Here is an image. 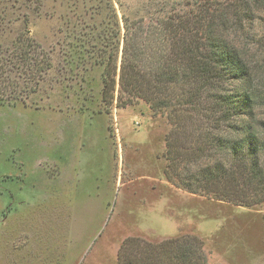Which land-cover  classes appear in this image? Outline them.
<instances>
[{"label":"rangeland","instance_id":"obj_1","mask_svg":"<svg viewBox=\"0 0 264 264\" xmlns=\"http://www.w3.org/2000/svg\"><path fill=\"white\" fill-rule=\"evenodd\" d=\"M73 1L0 0L4 39L27 27L45 53L41 76L0 67V264H118L126 237L180 234L203 240L205 264H264V200L235 205L167 176L165 113L138 98L117 105L118 84L111 105L102 99L96 41L79 35L92 20L75 16ZM167 1L165 11H182L194 0ZM112 3L121 29L123 13L136 19L155 8V0ZM245 25L257 50L264 12Z\"/></svg>","mask_w":264,"mask_h":264},{"label":"trees","instance_id":"obj_2","mask_svg":"<svg viewBox=\"0 0 264 264\" xmlns=\"http://www.w3.org/2000/svg\"><path fill=\"white\" fill-rule=\"evenodd\" d=\"M77 1L74 15L84 21L90 14L92 20L84 26L91 31L80 27L79 35L86 42L96 41L91 51L96 44L102 99L111 105L118 84L117 105L138 98L153 112L165 113L171 125L165 137L167 176L190 193L235 205L262 202L264 38L252 50L254 35L245 24L251 25L256 10L264 12V0H194L182 11H165L169 1L155 0L154 10L136 19L123 13L122 29L112 0H88L91 4L82 10ZM102 7H107L106 18ZM4 13L1 9L0 26ZM232 30L238 32L237 39L231 38ZM8 33L0 28V67L21 68L29 77L43 75L45 53L28 28L10 43L4 39ZM239 37L244 39L241 44ZM117 261L205 264L206 256L203 240L195 234L157 242L131 236L121 242Z\"/></svg>","mask_w":264,"mask_h":264},{"label":"clouds","instance_id":"obj_3","mask_svg":"<svg viewBox=\"0 0 264 264\" xmlns=\"http://www.w3.org/2000/svg\"><path fill=\"white\" fill-rule=\"evenodd\" d=\"M190 170L193 171V172L197 171V169H194V168L193 169H190Z\"/></svg>","mask_w":264,"mask_h":264}]
</instances>
